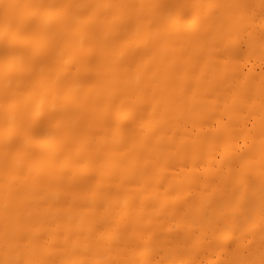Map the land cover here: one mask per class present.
<instances>
[{
	"label": "bare ground",
	"instance_id": "6f19581e",
	"mask_svg": "<svg viewBox=\"0 0 264 264\" xmlns=\"http://www.w3.org/2000/svg\"><path fill=\"white\" fill-rule=\"evenodd\" d=\"M0 264H264V0H0Z\"/></svg>",
	"mask_w": 264,
	"mask_h": 264
}]
</instances>
